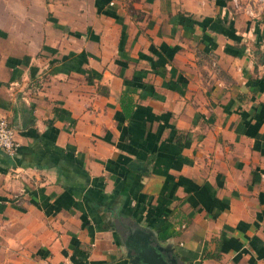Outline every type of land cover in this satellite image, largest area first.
I'll list each match as a JSON object with an SVG mask.
<instances>
[{"label": "crops", "instance_id": "0c3cea01", "mask_svg": "<svg viewBox=\"0 0 264 264\" xmlns=\"http://www.w3.org/2000/svg\"><path fill=\"white\" fill-rule=\"evenodd\" d=\"M0 113V264H264V0H0Z\"/></svg>", "mask_w": 264, "mask_h": 264}, {"label": "water", "instance_id": "95a60500", "mask_svg": "<svg viewBox=\"0 0 264 264\" xmlns=\"http://www.w3.org/2000/svg\"><path fill=\"white\" fill-rule=\"evenodd\" d=\"M128 256L133 262L174 264L175 257L169 244H163L155 234L135 229L125 240ZM133 251V253H132Z\"/></svg>", "mask_w": 264, "mask_h": 264}, {"label": "built area", "instance_id": "2783aa9c", "mask_svg": "<svg viewBox=\"0 0 264 264\" xmlns=\"http://www.w3.org/2000/svg\"><path fill=\"white\" fill-rule=\"evenodd\" d=\"M18 147L16 132L8 118L0 113V149H3L8 155H14ZM55 264H76L71 260H62ZM82 264H93L85 261Z\"/></svg>", "mask_w": 264, "mask_h": 264}]
</instances>
